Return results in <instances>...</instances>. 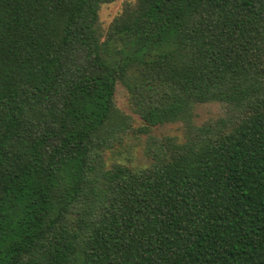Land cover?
I'll return each instance as SVG.
<instances>
[{"label":"trees","instance_id":"16d2710c","mask_svg":"<svg viewBox=\"0 0 264 264\" xmlns=\"http://www.w3.org/2000/svg\"><path fill=\"white\" fill-rule=\"evenodd\" d=\"M115 1L0 0V264H264V0Z\"/></svg>","mask_w":264,"mask_h":264},{"label":"rangeland","instance_id":"374dc122","mask_svg":"<svg viewBox=\"0 0 264 264\" xmlns=\"http://www.w3.org/2000/svg\"><path fill=\"white\" fill-rule=\"evenodd\" d=\"M125 2L133 3L135 2V0H116L113 3L104 4L101 6L99 10V22L103 32L107 30L114 17L121 12L123 4ZM126 97L127 96L124 88L120 84H117L115 91L116 106L124 114L129 115L133 120L134 126L137 127L141 124V121L129 109ZM221 110V107L219 105H216L215 103H208L197 106L194 110V121L196 124H201L209 118H213L219 115ZM152 134L156 136L175 137L179 141H182L184 139V129L180 123L165 124L162 126L154 127L152 129ZM143 141H145L144 136L140 137L137 141L135 139L129 138L126 141V144H124V148L121 150L123 155H114V153L107 154V165H109L113 161H117L119 163H126L132 166H147L149 164V160L143 153Z\"/></svg>","mask_w":264,"mask_h":264}]
</instances>
